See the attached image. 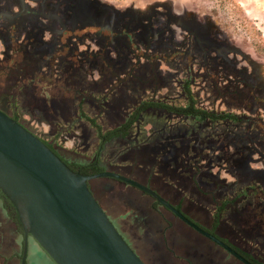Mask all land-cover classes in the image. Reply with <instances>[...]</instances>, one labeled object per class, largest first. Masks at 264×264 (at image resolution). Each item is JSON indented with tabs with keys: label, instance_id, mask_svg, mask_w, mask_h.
Listing matches in <instances>:
<instances>
[{
	"label": "rangeland",
	"instance_id": "374dc122",
	"mask_svg": "<svg viewBox=\"0 0 264 264\" xmlns=\"http://www.w3.org/2000/svg\"><path fill=\"white\" fill-rule=\"evenodd\" d=\"M95 1L131 20L165 7L171 14L206 22L218 40L236 53L235 63L243 72L242 78L234 73L239 82L246 83V74L254 73L264 85V0ZM87 46L94 52L92 43ZM86 54L69 60L72 72L60 64L64 59L55 57L48 65L50 73L41 71L44 62L30 69V62L17 57L9 64L0 58V108L51 145L66 163L87 164L97 158L104 171L127 177L179 204L194 223L264 263V163L259 159L263 154L250 153L246 145L253 128L252 108L238 105V98L218 85L205 89L207 83L196 76L188 89L195 108L245 116L248 121L211 123L147 109L125 137L100 147L78 108L106 132L122 124L140 102L184 106L181 84L188 76L175 66L174 57H149L141 49L135 56L100 57L96 66ZM88 187L112 226L145 264H152L155 257L163 264H237L139 190L109 178L91 180ZM249 187H254L255 195ZM222 200L227 204L213 229L214 209ZM25 264L53 263L29 238Z\"/></svg>",
	"mask_w": 264,
	"mask_h": 264
},
{
	"label": "flooded vegetation",
	"instance_id": "af4514ba",
	"mask_svg": "<svg viewBox=\"0 0 264 264\" xmlns=\"http://www.w3.org/2000/svg\"><path fill=\"white\" fill-rule=\"evenodd\" d=\"M26 2L31 5H27ZM24 4L26 5L24 6ZM0 5L2 10L15 7V12H17L15 15H8L14 22H9L10 20L0 22V58L7 64L13 62L16 57L30 62V69H33V64L44 62L46 67L41 71L50 73L48 65L54 57L64 59L65 61H60V64L67 69H72L71 72L74 66L69 60L76 55L83 58L86 53L93 59L91 60L92 65L98 64L100 57L108 58L111 55L115 57L114 54L118 58H121L122 54L135 56L139 49L145 50L149 57H161L163 60L174 57L175 66L188 76V88L191 84L190 81L198 76L197 80L207 83L205 89H216L215 85H218L221 90L231 91V96L238 98V105L252 108L250 114L253 117L251 121L253 128L247 136L246 145L252 146L253 150L249 146L247 147L250 153L255 150L263 154L259 159L264 163V85H261L254 73H250V76L246 74V83L239 82L238 76L241 73L242 78L243 72H240L241 70L235 63L236 53L218 40L206 22L199 23L186 14H171L165 7L162 9L153 8L148 15L131 20L125 13L108 9L95 0H0ZM0 19H2L1 14ZM88 43L93 44L94 52H89ZM142 53L144 52L142 51ZM234 73L239 75L235 76ZM183 84L184 82L181 84V88ZM192 84L196 85L194 82ZM0 111L9 116L2 108ZM9 117L19 123L14 117ZM238 119V123L248 121L245 116H239ZM60 159L63 160L61 157ZM261 169L264 170V166ZM89 191L91 192L90 189ZM178 201L182 202V198H179ZM166 202L173 209H177L190 223L224 245H228V248H233L242 255L250 256V260L255 263L264 264L261 259L236 248L229 241L216 235L215 231H210L194 223L181 211L179 204L170 203L168 200ZM153 203L157 204L154 201ZM161 207L182 224L163 206ZM217 207L214 209V215ZM148 222V220H143L142 223L147 225ZM167 228H169V224H167ZM115 230L124 239L116 228ZM128 230L133 237L134 228L130 226ZM189 230L193 232L191 229ZM193 233L206 240L195 232ZM128 247L135 253L130 246ZM217 248L225 253L221 248ZM225 254L230 257L227 253ZM135 255L137 256L136 253ZM151 255L153 254L151 253ZM230 258L234 260L232 257ZM143 263L145 264V262ZM152 264H163V262L160 258L155 257L152 258Z\"/></svg>",
	"mask_w": 264,
	"mask_h": 264
},
{
	"label": "water",
	"instance_id": "95a60500",
	"mask_svg": "<svg viewBox=\"0 0 264 264\" xmlns=\"http://www.w3.org/2000/svg\"><path fill=\"white\" fill-rule=\"evenodd\" d=\"M100 178L139 190L235 261L249 264L138 182L106 171L90 176L72 172L37 137L0 111V194L13 207L22 232L19 264L25 263L29 238L53 264H144L89 191L88 182Z\"/></svg>",
	"mask_w": 264,
	"mask_h": 264
},
{
	"label": "trees",
	"instance_id": "16d2710c",
	"mask_svg": "<svg viewBox=\"0 0 264 264\" xmlns=\"http://www.w3.org/2000/svg\"><path fill=\"white\" fill-rule=\"evenodd\" d=\"M188 89H189L188 88V81L186 80V81H184V84L182 86V90H183L184 96H185V105L184 106L172 107V106L166 105L162 102H155V101H146L145 102V101H143V102H140L131 111V113L126 117V119L122 122V124H120L116 128L110 129L106 132H101V129L96 124V122L93 119L85 117L84 114L82 112H80L79 108H78V115L81 119H85V121L87 123H89L90 126L94 129L95 134L97 135V138L99 140L100 147H102L105 143L109 142L111 139L118 138V137H120V138L125 137L127 132H128V129L131 127V125H133L138 120L139 115L147 109H158V110H162L166 113L173 114L176 116L191 118V119L199 120V121H208L211 123L223 122V121L232 122V123L238 122V120H239L238 117L233 115V114H227V113L215 114L212 112H208V111H205L202 109L195 108L193 105L194 104L193 98H192ZM41 142L57 158H59V160L63 164H65V166L69 170H71L72 172H77L78 174L83 175V176H90V175H95V174H98V173H101L104 171V169L100 166L97 158H94L91 162H89L87 164H68V163H65L63 160L60 159L59 155L56 153V151L54 150V148L51 145H49L43 141H41ZM246 189H249L252 192V194L255 195L256 191H255L254 187H249ZM242 194L246 195L247 192L245 190H243ZM0 200L3 203L4 209L7 212L8 217L13 221V223L15 224V226L17 228V231L22 235V232H21L19 223L17 221L16 214L14 212L13 207L10 205V203L1 194H0ZM226 204L227 203L223 202V200L221 202H219V205L215 210L213 229L217 226L219 214L224 209ZM231 250H233L235 253H237L239 256H241L244 260L248 261L249 263L258 264V263H255L254 261L250 260V256L242 255V253H239L238 251H236L233 248H231Z\"/></svg>",
	"mask_w": 264,
	"mask_h": 264
},
{
	"label": "crops",
	"instance_id": "0c3cea01",
	"mask_svg": "<svg viewBox=\"0 0 264 264\" xmlns=\"http://www.w3.org/2000/svg\"><path fill=\"white\" fill-rule=\"evenodd\" d=\"M26 4H24L25 6ZM15 7L2 10L0 5V22H14L8 15H15ZM3 15V17H2ZM22 250V235L17 231L13 221L8 217L0 200V264H19ZM25 264V263H24Z\"/></svg>",
	"mask_w": 264,
	"mask_h": 264
}]
</instances>
